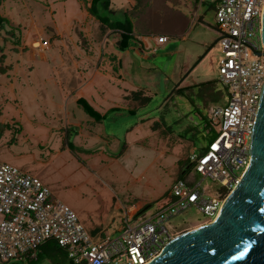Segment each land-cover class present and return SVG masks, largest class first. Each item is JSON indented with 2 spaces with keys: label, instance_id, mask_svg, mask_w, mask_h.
I'll return each instance as SVG.
<instances>
[{
  "label": "rangeland",
  "instance_id": "374dc122",
  "mask_svg": "<svg viewBox=\"0 0 264 264\" xmlns=\"http://www.w3.org/2000/svg\"><path fill=\"white\" fill-rule=\"evenodd\" d=\"M174 2L172 0L169 3ZM79 5V0L2 1L0 12L9 22L0 27V47L6 50L9 61L16 66L22 68L21 63L26 61V67L29 65L30 68L26 70L28 76L20 75L21 70L18 76L11 73L0 80L3 104L0 120H16L24 127V134L20 137L14 133L13 128L4 133L0 141V162L9 163L29 171L30 174L35 170L42 172L40 178L51 188L54 197L71 207L91 234L115 237L120 234V227L127 213L139 215V211L146 206V213L156 212L165 194L179 178L178 170L183 169L182 164L178 166V160H187L193 151L204 146L202 138L184 130L186 125L192 123V119L178 115V112L181 113V105H176V96L170 97L183 80V87L205 83L199 86V90H190L188 97L199 102L201 110L224 107L228 92L219 83L223 49L217 43L206 53L220 38L216 11L209 10L206 5L202 9L204 14L200 23L196 17H190L189 32L185 39L170 37L165 44L154 45L149 50L147 48L143 53V60H139L134 54L125 57L127 81L146 88L150 91L149 96H152L148 107L144 106L138 112L136 120L139 123L140 118L150 119L147 124L138 126L134 137L128 140V149L124 144L126 127L121 125L115 126L114 130L122 138V142L99 151L105 153V156L94 154L97 157L93 158L90 157L93 154L87 155L78 150L72 153L69 148L59 156L45 147H38L39 143L53 135L58 141H62L60 126L62 122L64 125L67 122L66 113L59 109L61 101L53 85V71L46 66L40 54L35 59L32 58L30 47L25 50L26 54L22 58L21 47H15L12 41L22 37V42L31 45L34 39L41 40L35 25L42 29L46 26L53 28L54 18L61 25V21L65 19L62 15L66 14L67 18L72 19L79 12ZM154 29L157 34H170L169 19L162 18ZM50 37L51 33L46 32L44 41L48 45ZM55 63L58 64L59 60ZM8 81H30L32 86H26L24 93L18 91L16 94L14 89L19 90V86L14 88ZM18 98L20 100L16 103ZM68 108L71 109L70 106ZM42 126L51 128V134L40 132L43 130ZM53 128L55 133L52 132ZM15 135L17 139L10 144ZM133 140L139 141V145ZM188 173V180H202L195 171L190 170ZM202 186L207 190V195L216 194L218 187L212 180L206 179ZM138 203L143 205L138 207ZM206 221L207 217L196 208H191L174 218L169 225L173 233L180 230L187 232L201 227ZM15 264L28 263L23 261ZM40 264L54 263L45 260ZM64 264L69 262L65 261Z\"/></svg>",
  "mask_w": 264,
  "mask_h": 264
},
{
  "label": "built area",
  "instance_id": "2783aa9c",
  "mask_svg": "<svg viewBox=\"0 0 264 264\" xmlns=\"http://www.w3.org/2000/svg\"><path fill=\"white\" fill-rule=\"evenodd\" d=\"M214 6L223 49L219 83L227 89V101L207 111L215 137L207 149L189 155L185 177L174 182L156 212L127 213L119 235L94 238L40 178L0 162V263L36 259L41 245L54 241L71 264H150L185 233L171 231L174 218L196 208L208 218L202 225L216 220L251 163L250 140L264 86V0H214ZM190 170L202 180H188ZM206 179L218 187L213 196L202 186Z\"/></svg>",
  "mask_w": 264,
  "mask_h": 264
},
{
  "label": "crops",
  "instance_id": "0c3cea01",
  "mask_svg": "<svg viewBox=\"0 0 264 264\" xmlns=\"http://www.w3.org/2000/svg\"><path fill=\"white\" fill-rule=\"evenodd\" d=\"M66 1L64 0V2ZM164 1H162L164 5L160 3L158 9H161V12L164 10L163 6H165L168 10H172L171 15L167 16L169 18L170 34L155 33V22L157 19L161 20V17L157 14L156 16L158 17L154 20L149 14L146 16L147 19H144L145 25H141L142 28L135 25L134 37L125 50H122L120 47L121 32L107 29L90 13L91 0H87V2L79 0V12L72 19L67 18L66 14H63L62 17L65 18V22L61 21V25L56 22L55 18L52 24L53 28L46 26L45 29H42L39 25H35V30H38L41 40L34 39L31 45L22 42V37H17L15 41H12L15 47H21L22 58L26 54L25 50L30 47L33 59L40 54L42 60L47 64L46 66L51 67L50 69L53 71V77L55 78L53 85H55L54 88L57 89L58 97L61 101L59 109L66 113V125L60 120L62 122L60 128L63 140L58 141L53 135L52 137H48L46 141L39 143L38 147H45L50 152L56 153L59 156L64 153L66 148L71 149L70 152L72 153L78 150L87 153V155L93 154L90 156L93 158L97 157L94 154L105 156V153L102 154L99 151H104L106 147L108 148L112 144L118 145L122 142V138L115 134L114 130L115 126L120 127L122 125L126 127L124 144L126 149H128L127 145L130 139L134 137L133 135L138 126L140 124H147L150 119L140 118L138 123L136 120L138 112L148 106L138 108L136 99L131 94L141 90L148 95L150 91L146 90V88L137 87L132 84V81H127L128 72L124 64L125 57H131L134 54L138 56L139 60H143L145 49L148 48L149 50L154 45L165 44L169 41L170 37L185 39L189 32L190 17H196L195 19L200 23L203 20L204 13L202 9L204 6L207 5L209 10L214 9L215 11L214 0H175L173 4L169 3L172 0ZM135 6L136 0H111L110 9L112 17L117 20H123L125 14ZM54 14L56 13L54 12ZM3 17L6 18L5 16ZM132 17L134 22H140V19L137 17L133 15ZM46 32L51 33V37L49 38L50 45L42 47L43 41L46 40L44 38ZM160 37H166L167 41L159 43L158 39ZM52 42L54 43L53 45H51ZM47 52L51 53L47 54ZM4 54L6 55L5 65H10L11 68L6 74L0 75V80L11 73H16V76H18L21 70L22 73L20 75L27 74L26 70L30 66L26 67V61L21 63L22 68H20L14 62L9 61L6 50H4ZM58 60L59 63L56 64L55 62ZM88 69L92 70V72L90 73ZM183 81L180 86L175 88L170 99L174 96L177 97L176 105L178 103L181 105V113L178 112V115H183L185 118L191 117L192 123L186 125L184 130L192 133L193 136L197 134L203 139L204 146L200 150L193 151L200 152L207 149L213 139L212 137H205L203 130H201L202 116L207 119L208 110H201L200 103L190 99L187 94L192 89L199 90V86L205 83L190 84L183 87ZM8 82L10 85H14V88L17 85L19 86V90L17 88L14 89L16 94L18 91L24 93L26 86H32L30 81ZM39 83L45 84L46 81H39ZM1 86L2 82L0 81V88ZM180 87L187 88L188 90L185 93H176L175 91ZM38 94L40 95L41 93ZM19 100L18 98L15 102L18 103ZM69 106L71 107L70 110ZM0 112L1 114L3 112L1 96ZM0 122L2 121L0 120ZM2 123H8L11 126L18 125V127H21V132L18 136L20 137L21 134H24V127L21 122L12 120ZM153 125H155V122ZM42 129H40V132L43 131L44 133L51 134V128L46 129L42 126ZM54 131L55 128L52 129L53 133H55ZM133 141L139 145V141ZM55 156H52V158H55ZM183 160H178V166ZM182 172H184V168L181 171L178 170L177 177ZM41 173L35 170L32 175L40 178ZM137 205L139 207L143 204L138 203Z\"/></svg>",
  "mask_w": 264,
  "mask_h": 264
},
{
  "label": "water",
  "instance_id": "95a60500",
  "mask_svg": "<svg viewBox=\"0 0 264 264\" xmlns=\"http://www.w3.org/2000/svg\"><path fill=\"white\" fill-rule=\"evenodd\" d=\"M261 37L264 45V13ZM250 153V166L216 220L181 234L150 264H264V86Z\"/></svg>",
  "mask_w": 264,
  "mask_h": 264
},
{
  "label": "trees",
  "instance_id": "16d2710c",
  "mask_svg": "<svg viewBox=\"0 0 264 264\" xmlns=\"http://www.w3.org/2000/svg\"><path fill=\"white\" fill-rule=\"evenodd\" d=\"M2 1L3 0H0V7L2 5ZM82 1L87 2V0H82ZM162 1H164V0H136V6L132 10L128 11V13L125 14V17L123 20H117V19H114L112 17L111 9H110L111 0H91L89 11L107 29L116 30V31L121 32V40H120L121 45H120V47L122 48V50H125L127 48L128 44L130 43L131 39L134 37L133 34H134L135 25H137L139 28H142L141 25H145L144 19H147L146 18L147 15L150 14L154 20H156V18L158 17V16H156L157 14L160 15L161 20H162V18H167V16L171 15L172 10L171 9L168 10L167 8H165V6H163L164 10H162L161 12H160L161 9H158V5L160 3H163V5H164L165 1L164 2H162ZM132 15L137 17L138 19H140V22H138V23H137V21L134 22ZM161 20L157 19L155 24L159 23ZM7 22H8V20L0 14V27H4V25ZM5 61H6V55L4 54V49H2L0 47V75L6 74L9 71V69L11 68L10 65H5ZM209 84H211V83H209ZM187 90H188L187 88H181L180 87L175 92L176 93H185ZM131 96L136 99V104H137L138 108L141 106H147L151 100V97L149 96V94L146 95L141 90L133 92L131 94ZM0 114H1V112H0ZM12 128L15 129L14 130L15 134H17V135L20 134L21 127H18V125L17 126H15V125L11 126L8 123L4 124V123L0 122V141L2 140V137L4 136V133L7 130H10ZM154 128H155V125H154ZM214 137H215V135H213L212 138H214ZM16 139H17V136L12 138L10 140V144H13ZM186 162H187V160L182 161L181 164H182L183 168L185 167ZM26 173H28V172H26ZM28 174H30V173H28ZM185 174H186V172H182L179 175V179L184 178ZM165 198H166V194H165L162 202L164 201ZM147 207L148 206H146L142 210H140L139 214L144 213L145 209ZM91 235L94 236V238L98 237L96 234H91ZM45 260H50L54 264H64L65 261H68L69 264H71V261L69 259L67 251L62 249L61 247H59L58 244L54 241H47L46 243L41 245V247L39 249L38 256L36 257V259H30L29 258L26 261L28 264H40ZM13 264H15V263H13Z\"/></svg>",
  "mask_w": 264,
  "mask_h": 264
},
{
  "label": "flooded vegetation",
  "instance_id": "af4514ba",
  "mask_svg": "<svg viewBox=\"0 0 264 264\" xmlns=\"http://www.w3.org/2000/svg\"><path fill=\"white\" fill-rule=\"evenodd\" d=\"M201 130H203V134L207 138L213 137V135H215V129L210 126L208 118L206 119L204 116H202Z\"/></svg>",
  "mask_w": 264,
  "mask_h": 264
}]
</instances>
